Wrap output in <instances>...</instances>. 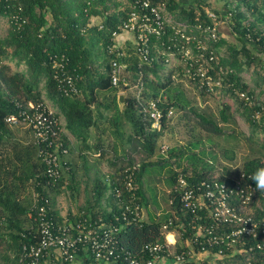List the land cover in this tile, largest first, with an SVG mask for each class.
<instances>
[{
  "label": "trees",
  "instance_id": "1",
  "mask_svg": "<svg viewBox=\"0 0 264 264\" xmlns=\"http://www.w3.org/2000/svg\"><path fill=\"white\" fill-rule=\"evenodd\" d=\"M135 2L136 0H0V16L5 17L8 22L13 16H18L20 21H26L19 30L13 29L10 25L5 37L0 36V243L6 244V253L3 256L11 264L20 263L23 243H33L36 240L34 236L39 233L36 206L42 203L39 199L47 195L48 180L45 176V164L38 155V146L36 144L24 146L15 138L14 131L5 124L8 116L17 113L18 101L43 103L42 94L45 91L58 109V113L64 115L66 128L77 138L88 137L92 128L97 125V117H104L102 106L111 111L112 120L109 123L111 125L116 123V129L124 122L130 124L131 139L141 143L147 153L140 162V170L135 176V183L138 186L136 194L144 208L149 203L143 192L141 177L152 167L161 166L164 169L170 165L168 158L176 156L177 148L170 149L167 145V153L161 152L164 157L154 160L157 150L163 147L160 138L163 137L168 123L172 121L174 111L182 113L183 118L188 119L190 125L194 121L191 120L192 115H195L196 123L211 136L227 134L215 118L199 113L198 108L185 98L179 88L180 85L175 84L177 77L174 69L165 75L167 54L172 49L168 47L172 44L171 25L169 33L161 40L153 38L151 48L155 60L151 64L144 62L137 54L134 36L129 34L130 38L125 46L127 54L120 59V62L127 63V68L122 71V78H128L130 86L112 85L111 62L116 56L108 53V45L115 43L113 32L118 30L134 11ZM151 2L155 5L165 3L167 9L164 13L170 15L174 22L198 24L199 21H195L197 17L201 21L209 22L205 8L210 0H151ZM225 5L227 9L223 12L225 16L223 24L229 19L232 21V29L237 41L234 44L229 43L226 54L222 55L221 47L224 39L219 35L221 26H218L219 38L203 39L215 55V60L211 65L208 64V74L212 76L214 82H220V85L209 86L207 79L200 80L199 76L196 80L190 79L183 65H180L178 79L187 78L202 95L213 97L217 91L223 90L234 96L249 112L248 118L251 124L263 133L261 140L264 146V106L243 77V72L247 69L264 64V0H226ZM218 19H220L219 15ZM98 23L103 25L101 29ZM173 50L180 58L181 55L176 52L177 50ZM53 56L69 58V70L82 77L78 83L80 95L64 96L58 91L51 60ZM7 61L15 62L18 67H23L24 71L13 72ZM140 78L142 85L136 89L134 87ZM262 80L264 82V78ZM201 81L205 84L201 85ZM119 92H125L127 95L124 109L119 107ZM239 92L254 96V103L248 105L240 98ZM98 95H104L105 99H98ZM109 99L111 102L108 105L105 102ZM153 101L158 102L163 112L160 129L152 128L153 120L148 108ZM230 109V104L223 103L220 113L224 123L230 120ZM257 114L260 115L258 120L255 116ZM56 118L58 119L57 115ZM59 126L61 127L60 122ZM60 140L67 148L62 133ZM197 144L198 141L194 146ZM34 149L36 153L33 152ZM194 156L197 158L196 154ZM133 163L135 161H131L128 165ZM69 164L68 162L66 166L69 167ZM177 165L181 166V162L178 161ZM75 166L72 167L74 170ZM202 167L204 168L199 169L194 166L190 172L189 168L169 167L168 184L171 192L168 210L164 214L161 212L160 216L156 215L157 217L151 215L143 224L131 225L117 235L118 253L121 259L116 264L127 263L126 252L136 257H150L145 253V247L164 243L162 226L170 218L175 220V224L184 226L183 228L177 226L180 241L177 250L186 251L189 248L194 231L190 226V214L183 209L180 201L177 179L179 171L190 183L212 177L210 175L213 169ZM261 167H264V158H254L244 164L242 172L252 175L253 179V174ZM72 168L70 165L69 170H66L70 177H63L57 186L52 188V204L55 203L53 194L60 193L65 184L70 187L69 185L75 182V171ZM122 176V171L117 172L113 177L109 176L112 179L107 185L101 179L96 181L94 193L97 192L99 207L102 197L108 190H113L116 185L122 188L120 179L117 181V178ZM253 182L256 184L254 179ZM30 187L33 203L22 200L23 194L30 191ZM258 188L262 191L263 187ZM36 193L40 195L38 202ZM111 196H113V206L110 211L103 210V213L96 214L90 210V206L87 211L70 213L68 217L75 221L80 217L78 215L84 212L94 221L100 218L105 222L114 220V215L121 210L116 204L115 196ZM122 200L126 203L127 194L122 195ZM256 212L259 216L264 214L260 210ZM52 215L58 222L63 221V217L57 216L54 209ZM175 216H178L179 220Z\"/></svg>",
  "mask_w": 264,
  "mask_h": 264
},
{
  "label": "built area",
  "instance_id": "2",
  "mask_svg": "<svg viewBox=\"0 0 264 264\" xmlns=\"http://www.w3.org/2000/svg\"><path fill=\"white\" fill-rule=\"evenodd\" d=\"M166 9L165 3L155 5L151 0H136L134 11L113 32L115 43L108 45V53L116 56L111 62L113 86H130L129 79L122 78L127 63L120 62V59L126 57L127 41L119 43L118 37L124 33L133 35L137 54L144 62L151 64L155 60L151 42L153 38L161 40L168 34L170 25L173 33L170 36L172 44L168 47L172 49L168 54L177 56L173 49L177 50L190 79L196 80L199 76L200 80L206 78L209 86L220 85L208 74V64L211 65L215 60V55L203 42L204 38H219L218 26L221 23L218 15L207 5L205 12L209 22L201 21L198 17L195 18L198 24L174 22L170 15L164 13ZM9 23L13 29L19 30L26 21L13 16ZM102 27L99 24V29ZM169 59L170 56L167 62ZM51 60L58 91L64 96L80 95L78 83L82 77L69 70V58L53 56ZM204 84L201 81V85ZM141 85L140 78L134 88ZM239 96L250 106L255 101L254 96L245 92H239ZM17 107V113L8 116L5 124L10 128L23 126L31 131L48 178L47 195L40 199L39 193L35 195L37 202L38 199L42 201L36 206L39 233L34 236L35 242L23 243L19 264L72 262L81 250L87 251L98 264H116L121 259L117 235L131 225L143 224L147 219L146 210L136 194L138 186L135 176L141 164L135 162L126 165L122 170V179L117 178L122 188L116 185L113 191L121 211L114 215V220L105 222L100 218L94 221L90 215L82 212L75 221L66 216L62 222H58L52 215V188L57 186L66 170H69L63 160L68 148L60 140L62 130L59 121L44 103L18 101ZM148 109L153 120L152 128L160 129L163 112L158 102L150 103ZM255 116L257 120L260 118L259 114ZM167 148L163 146L162 152L167 151ZM179 173L177 187L180 201L183 209L190 214V226L194 231L189 248L186 251L177 250L180 243L177 226H184L175 224V220L170 218L162 226L164 243L147 245L145 253L150 255L148 258L126 252V264H161L164 261L167 264H264V214L259 216L256 212L260 210L264 213V188L259 190L252 175L241 172L238 177L227 180L208 177L190 183L181 171ZM111 179L107 177V181ZM123 194H127L126 203L122 200ZM175 217L179 220L178 216Z\"/></svg>",
  "mask_w": 264,
  "mask_h": 264
},
{
  "label": "rangeland",
  "instance_id": "3",
  "mask_svg": "<svg viewBox=\"0 0 264 264\" xmlns=\"http://www.w3.org/2000/svg\"><path fill=\"white\" fill-rule=\"evenodd\" d=\"M226 0H210L208 7L216 12L220 19V37H223L224 42L222 44V55L226 54L228 50L229 43L237 41V36L233 33L232 21L229 19L226 23L223 24L225 19L223 12L227 9L225 5ZM10 28V24L5 17L0 16V36L5 37ZM128 36L124 33L122 36L118 37V40L121 41L123 38ZM170 56L169 61L167 62V69L165 75H167L170 70L174 69L175 84L179 86L183 95L186 99L190 100L191 105H194L198 108L199 113L208 115L211 118H215L216 121L224 127L227 134L219 136H211V134L203 131L201 126L197 124V119L195 115H192L191 125L188 124V119L183 118V114L174 111L172 121L168 123L167 127L164 130V135L160 138V143L163 146H169L171 148H177L176 156L170 159V165L166 166L164 169L161 166L152 167L149 170L147 180V188L150 193V212L154 214L155 217L159 212L163 214L169 208V194L171 192V187L168 184L169 179V167L173 168H189V172L193 170L194 166H197L199 169H202L205 166L206 169L213 171L211 172L212 177L218 179H228L230 177H238L243 169L244 164L254 158H264V146L262 143V135L260 130L254 127L249 120V112L244 109V107L239 103V101L231 96L228 92L217 91L213 97L211 95H202L191 82L186 78L178 79L180 75V65L182 62L179 57L175 54H168ZM8 64H11L14 70L22 68L18 67L15 62L7 61ZM243 77L249 86L255 91L257 98L260 100L261 105L264 106V64L258 65L256 67H251L243 72ZM42 99L44 105H46L51 111L56 115L55 104L47 97V93L43 91ZM98 99L104 100V95H98ZM223 103H228L231 106L230 109V120L227 123H224L221 119V109L223 108ZM196 119V120H195ZM59 121V120H58ZM60 122V121H59ZM17 138L23 139L25 142H30L34 145V140L32 133L29 129L20 126L16 128H11ZM198 141L197 146H194V143ZM162 149H158L154 160L162 159ZM167 151L164 152L166 154ZM146 153L135 158V162H142L143 157ZM179 154V155H178ZM197 155V158L194 156ZM183 156L179 158V156ZM164 157V156H163ZM202 159V161H198ZM80 160V159H79ZM181 162V166L177 165V162ZM210 162V163H209ZM87 173L82 169L77 172V177L81 176V185L79 180L71 185H64L60 193L53 194V200L58 208L62 211H66L65 215L73 213V211L81 212L85 209V203L81 201L80 194L82 196L91 200L92 203H87L86 206H96L99 208V203H94V189L91 187V181L88 182L90 185H85L86 182L83 180L85 178H92L94 175L93 163H90ZM204 170V169H203ZM109 172V171H108ZM68 176L67 171L64 173V177ZM70 180V178L68 179ZM67 180V182H68ZM104 183L107 181L105 176L102 180ZM106 183V184H107ZM79 184V185H78ZM143 185V184H142ZM81 187L83 188L81 190ZM86 187V188H84ZM26 191L22 200L25 202L31 201L33 203L32 189ZM87 191V193L85 192ZM58 199V200H57ZM98 201V197L95 198ZM98 204V205H96ZM54 209L55 205L52 204ZM88 209V208H87ZM6 244L0 243V264H11L3 256L6 253L5 250Z\"/></svg>",
  "mask_w": 264,
  "mask_h": 264
},
{
  "label": "crops",
  "instance_id": "4",
  "mask_svg": "<svg viewBox=\"0 0 264 264\" xmlns=\"http://www.w3.org/2000/svg\"><path fill=\"white\" fill-rule=\"evenodd\" d=\"M128 38H130L129 34L128 36L123 38V40L121 41L118 40V41L119 43H123L124 41H127ZM9 65L11 66V70L13 72L24 71L23 67L14 70L13 66L11 64ZM121 93H125V92H119L118 96ZM110 102H111V99H109L105 103L109 105ZM119 107L120 109H124V107H122L120 104H119ZM101 110H102V114L104 117L102 116L97 117V125L94 128H92V130L88 134V137L77 138L66 128V119L63 114L60 115L58 113V109L56 108V115L61 123L62 135L65 136V140L67 142V148H68V153L65 154V156L63 157V160L66 162V164L69 162L70 163L69 167L71 165V168L74 167V165H76L75 170L74 168H72L73 171H75L74 181L76 182L78 178L80 185H81V182H80L81 176L77 177V172L83 169L87 173L88 167H90L91 165L90 163H93V170H94L93 177L85 178L83 180L84 182H86L85 185H90L88 182L91 181V187L93 189L96 187V181L98 179L103 180L104 176H105V179H107L108 176L113 177V175H115L119 171H122V169L126 165L131 163V161L132 162L135 161L136 157L143 155V153H145L144 147L141 145V143L137 142V140L135 139L134 140L131 139L132 128L130 124L124 122L119 128L116 129V123L112 125L111 123H109L112 120L111 111L103 106L101 107ZM15 138L21 143H23L24 146H32V143L25 142L23 139L17 138L16 135H15ZM7 151H10V150L7 149ZM33 152L36 153V150L34 149ZM144 156L146 157L147 153ZM34 158H35V155H34ZM151 169L152 168H150L149 170ZM149 170H147V172ZM147 172H145L143 174V177H141V185L143 184L142 187H143V192H144L145 197L148 200H150L149 190L148 191L146 190L147 188L150 187V186L147 187V180H150L148 178L149 176ZM66 177L68 178L70 176H66ZM106 183L107 182H105V184ZM82 189L83 188L81 187V190ZM85 192L87 193V191ZM111 195H114L113 190H108V192L102 197L101 206L99 208L98 207L96 208V206H91L93 208L91 209L90 207V210L96 214H100L101 212L103 213L104 212L103 210L110 211L113 206V201H112L113 196ZM96 196H97V192L94 193L92 196L94 197L93 199L95 201L94 203H97V200L95 199ZM80 198H81V201L85 203L84 210L87 211V208L89 207H87L86 204L92 203L91 200L82 196V193L80 194ZM54 205H55L54 210L56 211L57 216L64 218L70 214L69 213L68 215H65L66 211L65 212L62 211L60 208L56 206L55 203ZM145 210H146L147 219H149L151 215H154L150 212V204H148L147 207L145 206ZM74 213H76V211H73V214ZM62 264H98V263L94 262L91 259L90 254L87 251L83 250L78 253L74 261L62 263ZM161 264H167V262L164 261Z\"/></svg>",
  "mask_w": 264,
  "mask_h": 264
},
{
  "label": "clouds",
  "instance_id": "5",
  "mask_svg": "<svg viewBox=\"0 0 264 264\" xmlns=\"http://www.w3.org/2000/svg\"><path fill=\"white\" fill-rule=\"evenodd\" d=\"M253 179L256 181L258 187H264V167L257 169L253 174Z\"/></svg>",
  "mask_w": 264,
  "mask_h": 264
},
{
  "label": "water",
  "instance_id": "6",
  "mask_svg": "<svg viewBox=\"0 0 264 264\" xmlns=\"http://www.w3.org/2000/svg\"><path fill=\"white\" fill-rule=\"evenodd\" d=\"M118 103L125 108L126 105V94L125 93H121L118 96ZM264 188V187H263Z\"/></svg>",
  "mask_w": 264,
  "mask_h": 264
}]
</instances>
